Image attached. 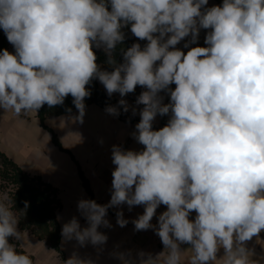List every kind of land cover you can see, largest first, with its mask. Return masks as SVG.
<instances>
[{
    "label": "clouds",
    "instance_id": "obj_1",
    "mask_svg": "<svg viewBox=\"0 0 264 264\" xmlns=\"http://www.w3.org/2000/svg\"><path fill=\"white\" fill-rule=\"evenodd\" d=\"M208 3L0 0V29L15 49L0 51V109L6 113L37 115L44 105H63L70 95L78 110L70 119L82 124L93 79L109 97L146 89L136 101L143 108L132 134L143 148L113 145L109 202L81 199L78 211L88 226L81 228L73 217L62 226L64 241L102 246L108 237L98 229L111 227L109 208L143 206L134 228L152 229L164 248L156 255L141 251L135 259L119 253L123 264H184L186 252L188 264H261L246 245L264 232V0ZM128 26L147 44L122 49L123 62L117 63L114 53ZM201 29L208 30L205 46L197 43ZM188 37L187 52L176 47ZM94 49L105 52L112 71L101 70ZM118 105L129 111L126 100ZM106 112L120 114L117 106ZM158 115L169 119L157 130ZM43 138L44 144L50 134ZM7 200V193L0 194V264H34L18 251L25 247V231L18 229ZM161 205L166 210L153 225ZM28 207L25 201L24 214ZM116 216L120 227L129 222L122 210ZM59 264L94 262L74 252Z\"/></svg>",
    "mask_w": 264,
    "mask_h": 264
},
{
    "label": "crops",
    "instance_id": "obj_2",
    "mask_svg": "<svg viewBox=\"0 0 264 264\" xmlns=\"http://www.w3.org/2000/svg\"><path fill=\"white\" fill-rule=\"evenodd\" d=\"M98 85L106 92L99 80ZM113 96L119 100H126L129 110L132 112L135 108V116L140 118L139 112L142 107L128 94L121 97L119 93H114ZM163 102L166 103L165 100ZM77 114L78 110L67 115L49 117L45 121L47 128H44L38 114L16 117L12 112L6 113L0 109V152L24 173L40 177L45 183L56 188L62 202V218L67 223L75 217L82 224L86 219L78 211V202L81 199H90L81 174L88 181L95 199L102 205L107 204L111 197L112 171L115 168L112 163L113 145L135 151L141 150L143 145L132 135L139 121H122L96 104L86 106L82 124L73 123L70 119ZM166 118L168 121L169 116L166 115ZM163 126L165 125L162 118L158 115L153 122V128L158 130ZM39 128L42 129L41 133ZM45 132L50 134V140L43 144V140L46 141V138H43ZM54 138L59 145L55 143ZM40 152H43L45 157L39 155ZM110 210L112 214L122 210L124 218L129 221L125 227H120L121 234L118 238L132 242L130 251L133 259L141 251L156 255L163 250L160 238L152 229L136 231L134 228L132 221L143 214V206H134L129 211L127 205H121L119 208H109ZM165 210L164 205L157 208L156 216L151 222L153 225L157 224L158 216ZM195 215V212L191 213L190 219H194ZM98 230L105 233L104 226ZM246 246L254 250L255 255L252 258L259 259L261 264H264V232L260 234L259 240L254 237ZM189 247L190 245H181L182 249ZM223 254L221 249L218 258ZM190 255V252L185 253L184 264H188L187 258Z\"/></svg>",
    "mask_w": 264,
    "mask_h": 264
},
{
    "label": "trees",
    "instance_id": "obj_3",
    "mask_svg": "<svg viewBox=\"0 0 264 264\" xmlns=\"http://www.w3.org/2000/svg\"><path fill=\"white\" fill-rule=\"evenodd\" d=\"M215 5H222L223 0H213ZM212 5L208 3L207 7ZM125 34V39L121 45L117 46L114 53L117 63L123 62V50L131 47L134 43H139L143 48L146 44V40H139L130 31V26L122 29ZM7 49L10 53H15L14 46L10 44L7 37L3 31L0 29V51ZM97 55V63L100 65L101 70L112 71V67L107 65V56L102 49H94ZM91 91V96L85 98V105L96 104L103 109L109 106H117L120 114L117 116L119 119L125 122H135L140 121V118L133 115L129 110L124 112L123 108L118 105L119 99L115 96L109 97L108 94L100 88L98 85V79H93L92 82L87 86ZM174 89L175 85H171ZM146 89L137 86L133 93L128 95L136 102L139 95ZM161 96L164 97L166 103L169 102V96L166 92H161ZM143 108V105H140ZM71 109L70 113L75 112L77 109L73 104V98L69 95L63 105H58L53 108H49L44 105L39 112L38 117L44 128L45 121L49 117L61 116L70 114L67 110ZM163 124L166 125V116H161ZM56 144L58 141L54 138ZM59 145V144H58ZM84 188L89 196L90 200H95L99 203L90 188V185L83 174H81ZM0 178L5 183L10 182L13 185V193L11 194V202L14 209L20 215V225L23 226L25 221H27V227H31L32 231L39 238H47L51 242L52 247L60 251V241H61V231L57 220V212L62 209V202L59 198V193L56 188L52 187L50 184L45 183L40 177L31 176L24 173L14 162H12L5 154L0 152ZM1 188V186H0ZM29 202V207L26 214L22 212L24 209V202ZM102 205V204H101Z\"/></svg>",
    "mask_w": 264,
    "mask_h": 264
},
{
    "label": "rangeland",
    "instance_id": "obj_4",
    "mask_svg": "<svg viewBox=\"0 0 264 264\" xmlns=\"http://www.w3.org/2000/svg\"><path fill=\"white\" fill-rule=\"evenodd\" d=\"M209 3L212 6L215 5V2L213 0H209ZM207 31L208 30L205 29L200 30L199 39L197 42L199 46H205L204 39ZM189 39L190 37L185 38V40H182L180 44H178L176 47L187 52L188 49L184 48V44ZM191 46L194 47L197 45ZM0 186V194L7 193L9 197V200L4 202L19 219L18 229L22 232L25 231L23 236L25 247L23 249H18V251H24L26 254H29L34 260V264H59L60 258L62 260H66L74 252L82 259L92 260L94 264H123V262L118 258V254L129 252L131 253L130 245L132 242L128 239L119 240L118 236L121 234V229L120 226L117 224V216L116 214H112V211H109V209L106 219L110 222L111 227H104V234L108 237L107 242L104 245L95 247L88 243L86 246L81 247L74 239L70 241H64L61 236L60 251L56 250L54 247H52V243L49 242L47 238H39L32 231L31 227H27V221H25L23 226L20 225V215L14 209L13 204L11 202V194L14 190L13 185L10 184V182L5 183L0 178ZM62 210L63 209L57 212V220L60 226V231L62 230V226L66 223V220L62 218L61 215ZM80 226L81 228L87 227V221L82 222ZM131 258H133L132 255Z\"/></svg>",
    "mask_w": 264,
    "mask_h": 264
}]
</instances>
